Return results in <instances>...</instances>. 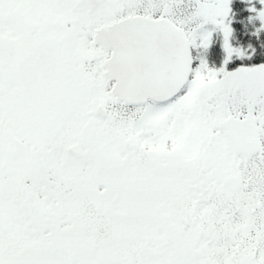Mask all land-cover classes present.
Segmentation results:
<instances>
[{
	"label": "snow or ice",
	"instance_id": "snow-or-ice-1",
	"mask_svg": "<svg viewBox=\"0 0 264 264\" xmlns=\"http://www.w3.org/2000/svg\"><path fill=\"white\" fill-rule=\"evenodd\" d=\"M0 264H264V0H0Z\"/></svg>",
	"mask_w": 264,
	"mask_h": 264
}]
</instances>
